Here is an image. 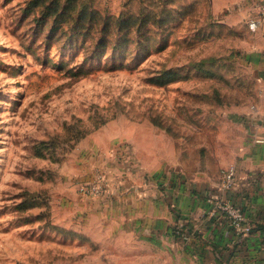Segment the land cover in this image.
Here are the masks:
<instances>
[{
    "label": "rangeland",
    "instance_id": "rangeland-1",
    "mask_svg": "<svg viewBox=\"0 0 264 264\" xmlns=\"http://www.w3.org/2000/svg\"><path fill=\"white\" fill-rule=\"evenodd\" d=\"M243 1L0 0V264H126L89 217L103 197L79 186L135 140L191 166L227 151L232 116L259 94ZM83 6L168 18L104 44L73 19Z\"/></svg>",
    "mask_w": 264,
    "mask_h": 264
},
{
    "label": "crops",
    "instance_id": "crops-1",
    "mask_svg": "<svg viewBox=\"0 0 264 264\" xmlns=\"http://www.w3.org/2000/svg\"><path fill=\"white\" fill-rule=\"evenodd\" d=\"M242 3L252 12L257 0ZM257 32L251 67L259 82L258 98L232 116L227 151L217 147L213 160L191 166L174 151L149 159L135 140L133 149L120 147V163L103 169L111 192L92 200L89 217L102 221L100 242L111 261L264 264V27ZM229 165H235L237 181L226 189L221 170ZM215 199L238 205L251 230H237ZM177 228L185 238L175 234Z\"/></svg>",
    "mask_w": 264,
    "mask_h": 264
},
{
    "label": "trees",
    "instance_id": "trees-1",
    "mask_svg": "<svg viewBox=\"0 0 264 264\" xmlns=\"http://www.w3.org/2000/svg\"><path fill=\"white\" fill-rule=\"evenodd\" d=\"M167 3L170 0H162ZM74 0H67L62 9L65 11L71 8L70 3ZM160 5V4H159ZM75 7L71 8L73 11ZM165 9L159 13L154 9H143L138 15L123 13L118 17L104 16L98 10L83 6L73 19L78 24H83L89 32L97 30L102 43L119 44L121 41H127L129 36L136 34L144 36L150 26L162 27L167 23L168 14ZM120 37H117L118 35Z\"/></svg>",
    "mask_w": 264,
    "mask_h": 264
},
{
    "label": "built area",
    "instance_id": "built-area-1",
    "mask_svg": "<svg viewBox=\"0 0 264 264\" xmlns=\"http://www.w3.org/2000/svg\"><path fill=\"white\" fill-rule=\"evenodd\" d=\"M247 23L252 30L264 27V0H257L255 8L247 17ZM222 186L226 189L232 188L237 181V169L235 165H229L221 170ZM79 190L88 197H105L111 192L110 177L105 170H98L93 179L81 183ZM217 209L227 213L232 224L237 230L249 232L251 225L246 224L242 209L228 199H215ZM177 236L185 238L182 228L174 230Z\"/></svg>",
    "mask_w": 264,
    "mask_h": 264
}]
</instances>
